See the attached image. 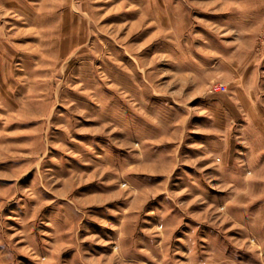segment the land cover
<instances>
[{
    "label": "rangeland",
    "instance_id": "374dc122",
    "mask_svg": "<svg viewBox=\"0 0 264 264\" xmlns=\"http://www.w3.org/2000/svg\"><path fill=\"white\" fill-rule=\"evenodd\" d=\"M0 264H264V0H0Z\"/></svg>",
    "mask_w": 264,
    "mask_h": 264
}]
</instances>
